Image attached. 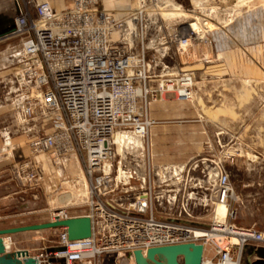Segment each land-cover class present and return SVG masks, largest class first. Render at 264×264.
<instances>
[{"label":"built area","instance_id":"1","mask_svg":"<svg viewBox=\"0 0 264 264\" xmlns=\"http://www.w3.org/2000/svg\"><path fill=\"white\" fill-rule=\"evenodd\" d=\"M11 1L15 27L0 39L20 42L4 52L11 70L1 84L16 115L15 133L26 137L32 157L49 154L57 166L83 157L85 181L65 186L79 191L89 212L60 209L50 220H92L89 238L71 240L57 229L52 245L30 254L36 264H119L102 259L134 260L137 250L188 243L203 246L202 264H241L245 245L264 246V232L234 223L223 161H153L150 106L167 94L180 102L195 97L194 73L176 57L211 32L199 9L187 14L179 4L186 17L178 21L165 14L185 0H137L123 12L106 9L103 0H67L62 10L48 0ZM15 176L23 186L42 183L32 158L16 163ZM219 204L228 207L224 219L217 218ZM13 237L4 236L7 251H15Z\"/></svg>","mask_w":264,"mask_h":264},{"label":"rangeland","instance_id":"2","mask_svg":"<svg viewBox=\"0 0 264 264\" xmlns=\"http://www.w3.org/2000/svg\"><path fill=\"white\" fill-rule=\"evenodd\" d=\"M48 1L57 10L68 4L67 0H60L61 4L59 0ZM103 1L106 9L122 12L137 7L138 3L137 0ZM111 2L121 5L112 7ZM179 4L187 14L194 8L199 9L198 14L206 20L211 32L200 46L192 44L185 55H177L180 67L194 73L195 97L191 102H180L174 94H167L165 98L175 102L152 104L151 116L155 125L149 133L150 150L157 156L159 164H186L200 158L223 161L234 191L229 199L230 209L238 214L234 223L247 227L251 219L242 212L241 183L247 176L264 177L263 137L258 131L264 126V0L177 1L173 11L165 16L184 21L186 14ZM34 10L30 7L31 13L34 14ZM17 11L11 0H0V35L14 29ZM19 42L18 36L0 39V161L3 163L9 162L5 157L18 146L14 139L25 137L15 133L16 115L12 112V104L3 99L5 90L1 84L11 70L5 68L4 52ZM8 131L12 133L6 141L4 135ZM41 157L45 161L41 165L37 163L42 177V188L38 192L44 203L41 208H45L49 218L60 209H67L71 214L88 213L89 207L79 196V191L65 186L71 187L67 180L74 179L75 182L79 174L84 176L83 157L70 156L61 167L54 164L49 154ZM234 159L239 160V166ZM241 163L245 165L244 169H239ZM82 192L86 194L85 189ZM261 203L264 204V197ZM227 208L224 204L217 206L218 219L226 217ZM259 220L261 226L254 228L264 232V217ZM57 234L56 230L27 232L23 234L26 237L23 240L14 235L12 249L28 250L31 255H36L45 244L52 245ZM102 260L135 264L126 256L110 255Z\"/></svg>","mask_w":264,"mask_h":264},{"label":"crops","instance_id":"3","mask_svg":"<svg viewBox=\"0 0 264 264\" xmlns=\"http://www.w3.org/2000/svg\"><path fill=\"white\" fill-rule=\"evenodd\" d=\"M120 5L119 2L110 3L112 7L119 8ZM208 100H210V98H208ZM169 102L175 101L167 97L157 103L167 104ZM152 106L153 105L150 106L148 111V116L151 119ZM258 131L263 137L261 142L264 150V126ZM14 142H16L18 146L11 149L8 153V157H5L9 159V162L3 163L0 161V229L44 223L50 220L49 215L45 213V208H41L44 206V203L40 199L38 189L42 187L33 188L32 186H23L15 176V166L18 161L32 158L34 162L41 165L43 163L42 161H45V159L41 157L42 155L32 157L26 137H17L14 139ZM182 144H184V142H182ZM151 153L153 155V161L155 163H160L152 150ZM234 162L239 166V160L234 159ZM244 166L245 165L241 163L239 169H244ZM249 170L250 169H247L248 172ZM241 185L240 195L244 200V205L242 207V209H244L242 212L251 219V221L247 222V227L261 226V220L259 219L264 217V204H260V200L264 197V177H257L255 175L247 176V178L242 181ZM26 233L27 232L19 233L16 234V236L19 235L17 238L23 240L26 238L23 234ZM244 263L264 264V246H259L254 243L245 245L241 264Z\"/></svg>","mask_w":264,"mask_h":264},{"label":"water","instance_id":"4","mask_svg":"<svg viewBox=\"0 0 264 264\" xmlns=\"http://www.w3.org/2000/svg\"><path fill=\"white\" fill-rule=\"evenodd\" d=\"M2 35H0V38ZM65 228L69 239L79 240L92 235V220L89 216L58 219L44 223L0 229V264H36L28 250L7 251L4 236L19 233L57 230ZM135 264H202L203 246L195 243L154 247L144 254L134 252Z\"/></svg>","mask_w":264,"mask_h":264},{"label":"bare ground","instance_id":"5","mask_svg":"<svg viewBox=\"0 0 264 264\" xmlns=\"http://www.w3.org/2000/svg\"><path fill=\"white\" fill-rule=\"evenodd\" d=\"M51 4H52V3H51ZM59 4H61V1H60V0H59ZM116 11L120 12L118 9H117ZM59 174H60V173H59ZM79 179H81L83 182L85 181V180H84V176H83L82 174H79ZM79 179H78V180H79ZM78 180H77V181H78ZM224 205H226V204H224ZM7 248H8V249H9V248L11 249V244H10L9 241L7 242ZM15 250H19V249H15ZM130 260H131V259H130ZM132 262L135 263V261H134L133 259H132Z\"/></svg>","mask_w":264,"mask_h":264}]
</instances>
